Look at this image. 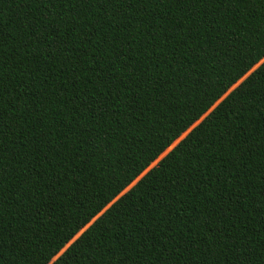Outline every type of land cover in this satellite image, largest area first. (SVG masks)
Here are the masks:
<instances>
[{
	"label": "trees",
	"instance_id": "16d2710c",
	"mask_svg": "<svg viewBox=\"0 0 264 264\" xmlns=\"http://www.w3.org/2000/svg\"><path fill=\"white\" fill-rule=\"evenodd\" d=\"M25 7L33 5L12 0L2 10L4 31L12 37L5 51L6 87L8 79L27 80V69L33 67L27 61L18 71L13 67L14 61L31 55L13 52L22 35ZM78 7L79 15L75 20L66 17L62 30L75 25L73 43L79 47L67 53L69 62L60 73L55 71L59 63L51 69L54 79L49 88L34 81L33 92L42 98L52 85L61 87L60 81L70 87L75 82L85 93L95 86V94L104 95L117 114L99 115L94 105L91 115L82 113V132L69 143L87 158L86 166L69 175L68 182L60 185L62 192L49 197L51 212H47L48 204L43 205L46 215L29 229L37 238L30 235L27 248L5 245L0 264H18L21 256L19 264H58L66 252L71 255L64 264H121L108 248L115 244L114 237L126 236L134 227L133 218L127 213L109 216V211L182 143L183 148L143 185L129 207L136 203L139 208L145 194L165 181L179 179L187 187L190 173L206 196L198 198V190L185 194L184 207L198 223L186 237L191 241L190 255L181 257L182 245L173 258L180 257L179 264H235L230 234L246 238L260 253L264 243V180L259 174L264 168V0H239L231 5L223 0H147L131 7L93 0ZM90 27L98 34L85 47L80 37L86 38ZM112 40L126 50L115 66V46H106ZM97 73L116 87L101 86ZM45 111L51 124L54 117ZM10 115L5 109V121ZM18 143L15 138L5 141L9 151L15 149L21 155L32 151L33 146L20 149ZM25 163L31 168L33 161ZM202 174L219 183L203 181ZM222 193H227L223 202L230 203L233 219L218 211ZM182 194L183 188L177 197ZM208 197L213 199L211 208L205 206ZM3 212L0 226H6L5 237L10 232L19 234L23 218L16 215V205H9L5 198ZM209 229L220 230L219 236H212ZM119 255L122 264H166L150 246L141 250L125 245ZM254 264H261L259 256Z\"/></svg>",
	"mask_w": 264,
	"mask_h": 264
},
{
	"label": "snow or ice",
	"instance_id": "6c2138e0",
	"mask_svg": "<svg viewBox=\"0 0 264 264\" xmlns=\"http://www.w3.org/2000/svg\"><path fill=\"white\" fill-rule=\"evenodd\" d=\"M10 2L12 0H0V225H2L4 215L5 198L9 205H16V215L23 219L19 234L10 232L5 237L3 227L6 226H0V254L5 250V245L16 244L17 247L21 245L25 248L29 247L28 237L31 235L33 238H37L34 233L29 231L33 226L32 222L46 215L43 205L48 204L47 212H51L52 204L49 203V197H55L62 192L63 189L60 185L68 182L69 175L74 171H82L86 166L87 158L79 148H73L69 143L71 137L78 136L82 132V129L79 128L82 113L87 112L91 115L94 105L95 111L99 115L117 114L114 111V105L108 103L104 95L95 94V86L85 93L84 87L75 82L70 87L65 81H60L61 87L52 85L50 91L42 98L33 92L34 81L42 84L44 88H49L50 82L54 79L51 69L59 63L61 67L56 68L55 71L60 73L63 66L68 64L67 53L79 47L73 43V35L77 28L73 25L70 30H62V25L68 16H71L72 20L76 19L80 12L78 5L87 6L93 0H19V2L31 4L33 7L24 8L25 16L22 17L19 29L22 35L16 42L13 52L19 53L22 50L26 54L31 53V55L20 58L19 63L14 61L13 67L18 71L20 64H24L25 61L32 64L33 67L27 69V80L23 77L15 80L8 79L9 86H5V51L7 43L12 37L4 31L2 10ZM146 2L147 0H104V3L107 4L117 3L126 7L143 5ZM223 2L226 5H231L238 3L239 0H223ZM217 6L219 7V4ZM66 7H70L71 12L65 11ZM132 11H136V9L132 8ZM97 34L96 28L90 27L87 37L82 36L80 39L87 47V42ZM113 45L115 46L113 66H115V62L120 60L122 54H126V50L121 49L115 40L106 44L109 47ZM90 68L91 66H89V70ZM76 78L77 72L73 70V81ZM55 79L59 80V75ZM96 80L101 86L107 84L109 87H116L110 80L102 81L99 73L96 75ZM73 88H76L77 91L74 92ZM37 91H41V89H37ZM108 95L112 94L108 93ZM116 98H119L118 95ZM9 102L12 107H9ZM5 109L11 113L7 121L3 118ZM45 109L49 110L54 117L51 124L48 123V113ZM6 127L9 133L7 137H5ZM13 138L19 141L20 149L31 145L33 146L32 151L24 155L15 149L9 151L5 141H11ZM188 139L190 140L191 136ZM183 146V143L178 145L157 165L156 169L109 211V216L116 213L123 216L127 213L129 217L133 218L134 227L129 230L126 236L114 237L115 244L108 248L110 252L117 255L121 264L123 258L119 253L124 251L125 245L133 249L139 246L141 250L150 246L152 250L157 251L158 255H163L166 264H179L180 257L174 259L173 255L181 250L182 245L181 257L184 253L190 255L191 241L186 240V237L192 234L193 225L198 221L194 215L190 216L188 209L184 207V201L187 199L185 194L189 190H198V198L206 196L203 187L196 183L192 174L189 173L186 178L187 187H184L179 179H173L171 183L165 181L160 188H153L150 193L145 194V197L138 202L139 208L136 203L131 204L130 207L128 204L134 196L139 195V190L143 185L150 181L157 171L167 164ZM29 159L33 161L31 168L25 163ZM20 168H23L24 171H19ZM259 174L260 178L264 180V168L260 170ZM202 179L209 181V177L203 174ZM209 182L219 183V181ZM181 188H183L184 194L178 198L177 191ZM261 195L264 196V190L261 191ZM224 196H227V193H222L218 197L221 200L218 211L226 213L228 219H233L230 203L223 202ZM212 204V197H208L205 206L211 208ZM157 209L158 211H156ZM102 219H106V217ZM176 221H179V225L184 226L179 227ZM39 227H44L43 222L39 224ZM209 231L214 237H218L220 234V230L212 232L209 229ZM230 235L233 237L231 246L235 264H254L257 256L261 258V264H264V243L261 244L260 253H257L256 248L247 242L246 238H241L238 234ZM86 236L87 234L81 237V240H85ZM203 242L207 243V241ZM70 255V252H66L59 259L58 264H64ZM19 260H23V257L18 258V264Z\"/></svg>",
	"mask_w": 264,
	"mask_h": 264
},
{
	"label": "rangeland",
	"instance_id": "374dc122",
	"mask_svg": "<svg viewBox=\"0 0 264 264\" xmlns=\"http://www.w3.org/2000/svg\"><path fill=\"white\" fill-rule=\"evenodd\" d=\"M263 61V60H262ZM257 66V65H256ZM256 66L253 68V69H255L256 68ZM245 78V76L240 80V81H238L231 89H233L234 87H236L243 79ZM230 89V90H231ZM217 104V103H216ZM203 118V117H202ZM196 123H198V122H196ZM189 131V130H188ZM187 131V132H188ZM187 132H185L184 134H182L181 135V137L178 139V140H176L171 146H170V148H168L156 161H154L151 165H150V167L149 168H151V167H153L172 147H174L177 143H178V141L179 140H181L185 135H186V133ZM148 168V169H149ZM137 181V179L129 186V187H127L125 190H124V192L125 191H127L135 182ZM83 230H81L79 233H78V235L82 232Z\"/></svg>",
	"mask_w": 264,
	"mask_h": 264
}]
</instances>
